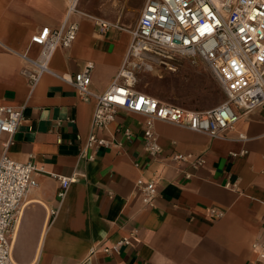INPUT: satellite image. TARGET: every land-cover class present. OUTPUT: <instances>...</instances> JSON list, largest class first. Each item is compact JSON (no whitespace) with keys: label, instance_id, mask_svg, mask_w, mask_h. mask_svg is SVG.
Here are the masks:
<instances>
[{"label":"crops","instance_id":"0c3cea01","mask_svg":"<svg viewBox=\"0 0 264 264\" xmlns=\"http://www.w3.org/2000/svg\"><path fill=\"white\" fill-rule=\"evenodd\" d=\"M68 4L69 0H0V40L35 57L40 51L30 44L31 36L44 26L60 27ZM75 6L88 14L80 1L75 0ZM72 18L79 23L76 39L68 48L55 49L49 62L53 73H44L34 87L21 74L20 55L0 49V106L23 107L25 115L11 137L0 134V156L10 138V158L32 161L45 171L24 199L11 239L12 260L259 264L251 243L263 238L264 110L241 116L225 139L156 121L161 152L152 157L143 149L144 117L117 109L114 121L97 133L111 143L87 148L95 98L83 100L61 76L71 77L92 61L90 90L103 93L120 71L130 26L124 20L106 19L113 25L101 31L90 17ZM124 127L132 131L130 140L122 133ZM238 134L246 140H237ZM242 149L247 153L231 155ZM173 152L193 153L205 163L193 168L174 162L169 158ZM50 174L74 178L63 197L57 194L59 181ZM139 177L156 181L153 206L140 200L135 186ZM226 182H237L239 189L226 187ZM211 208L223 215L215 218ZM133 230L130 243L119 253L102 250Z\"/></svg>","mask_w":264,"mask_h":264},{"label":"built area","instance_id":"2783aa9c","mask_svg":"<svg viewBox=\"0 0 264 264\" xmlns=\"http://www.w3.org/2000/svg\"><path fill=\"white\" fill-rule=\"evenodd\" d=\"M75 14L85 15L76 8L75 0H69L60 27L44 26L31 36L30 44L38 45L40 51L35 57L29 56L28 51L18 52L0 40V49L22 58L21 74L30 87H34L44 73H53L49 62L55 49L68 48L76 39L79 23L72 18ZM90 18L101 31L113 25L104 18ZM127 29L130 41L120 71L103 93L95 94L90 90L92 61L84 62L71 77L61 76L83 100L95 98L87 148L111 143L97 133L114 121L117 109L144 117L143 149L152 157L161 152L154 129L156 121L225 139L241 116L254 109L264 110V0H145L137 23ZM177 57L202 60L223 90V101L211 108L195 109L137 89L140 72L175 71ZM24 116L23 107L1 105L0 134L7 133L11 137ZM122 133L128 140L133 136L128 127H124ZM237 140H246V137L238 134ZM10 141L9 138L4 143L0 156V264H16L11 257V239L17 219L26 194L37 185L36 177L45 172L42 165L10 158L7 154ZM92 153L89 158L94 151ZM245 153L247 150L242 149L231 155ZM169 158L193 168L205 163L203 157L193 153L173 152ZM50 175L59 181L57 194L63 197L74 178ZM185 176L189 178L190 174ZM135 184L142 204L153 206L156 181L139 177ZM225 186L239 189L237 182H226ZM210 212L215 218L223 215V211L216 208H211ZM261 231L263 238L253 241L251 247L257 253L259 264H264V224ZM135 233L136 230L131 231L102 250L107 254L119 253Z\"/></svg>","mask_w":264,"mask_h":264},{"label":"rangeland","instance_id":"374dc122","mask_svg":"<svg viewBox=\"0 0 264 264\" xmlns=\"http://www.w3.org/2000/svg\"><path fill=\"white\" fill-rule=\"evenodd\" d=\"M85 12L107 20H124L133 27L145 0H77ZM76 8H78L76 6ZM175 71L140 72L137 89L159 99L195 109L214 107L224 93L208 66L200 59L177 57Z\"/></svg>","mask_w":264,"mask_h":264},{"label":"bare ground","instance_id":"6f19581e","mask_svg":"<svg viewBox=\"0 0 264 264\" xmlns=\"http://www.w3.org/2000/svg\"><path fill=\"white\" fill-rule=\"evenodd\" d=\"M80 12L83 13V14H85L84 16H87V17L92 16V15L86 14V13H84V12H82V11H80Z\"/></svg>","mask_w":264,"mask_h":264}]
</instances>
